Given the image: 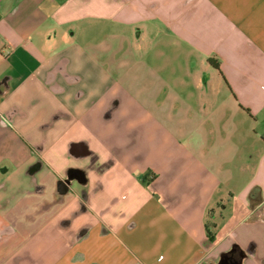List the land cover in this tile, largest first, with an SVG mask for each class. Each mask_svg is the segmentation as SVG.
Segmentation results:
<instances>
[{
  "label": "crops",
  "instance_id": "1",
  "mask_svg": "<svg viewBox=\"0 0 264 264\" xmlns=\"http://www.w3.org/2000/svg\"><path fill=\"white\" fill-rule=\"evenodd\" d=\"M0 264H264V0H0Z\"/></svg>",
  "mask_w": 264,
  "mask_h": 264
},
{
  "label": "trees",
  "instance_id": "2",
  "mask_svg": "<svg viewBox=\"0 0 264 264\" xmlns=\"http://www.w3.org/2000/svg\"><path fill=\"white\" fill-rule=\"evenodd\" d=\"M218 66V65H217ZM208 236H209V238L211 239V240H214V236H213V234L209 231L208 232Z\"/></svg>",
  "mask_w": 264,
  "mask_h": 264
}]
</instances>
